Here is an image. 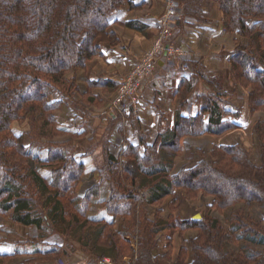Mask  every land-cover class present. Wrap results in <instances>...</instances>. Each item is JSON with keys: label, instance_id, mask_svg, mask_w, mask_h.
<instances>
[{"label": "trees", "instance_id": "trees-1", "mask_svg": "<svg viewBox=\"0 0 264 264\" xmlns=\"http://www.w3.org/2000/svg\"><path fill=\"white\" fill-rule=\"evenodd\" d=\"M174 1L185 17L196 19L201 18L208 3L218 4L224 28L247 40L233 59V74L238 84L251 86L250 111L263 114L254 128L263 164L255 167L240 145L218 146L211 151L210 161L203 159L171 176L178 153L194 159L189 152L184 154L180 141L184 135L203 134L204 117L179 118L173 132L164 139L160 137L153 145L148 143V135L142 133L139 144L129 147L124 155L109 153L112 156L106 169L107 178L111 177L117 189L126 188L127 193L120 197L115 194L107 202L106 211L112 221L87 220V223L104 224L83 248L100 259L111 257L115 264H123L130 254L128 251H132V264H264V0ZM129 3L130 0H0V213L10 215L18 223L38 227L42 237L55 231V224H65V220L68 228L75 223L86 229L87 223H73L65 217L67 211L62 197L71 191L80 203V214L86 217L90 195L95 192L94 188L88 191L90 194L77 190L85 165L76 158L73 141L69 140L63 147L47 143L49 146L42 148L41 135H49L47 127L67 132L56 128L54 112L60 103L50 102V95L57 90L58 93L76 91L74 79L68 80L67 75L84 69L104 49L115 48L120 43L112 28V17ZM102 84L115 85L101 80L92 82L90 89ZM221 102L215 100L213 107L207 106L208 111L213 110L208 123L214 126L210 133L215 135H222L232 127L225 119ZM26 120H30L27 137L13 129L15 123ZM142 148L145 155L140 152ZM67 155L69 166L51 171L50 181L33 165L34 162L50 163L58 167ZM124 156L132 162L123 160ZM122 168L127 180L124 186L118 181ZM137 182L145 191L150 187L148 201L151 205L169 200L171 216L168 220L158 218L151 223L131 211L133 200L140 196L134 187ZM58 187H64V192ZM52 188L58 190L53 192ZM123 195L130 202L125 204L130 206L122 209L119 205H123V201L119 198ZM199 195L213 196L209 211L230 210V226L209 215L202 220L172 217L186 197ZM41 196L46 197L44 205L50 209H37L36 198ZM253 206L260 209L256 214H247V209ZM119 215H124L120 223L116 220ZM161 225L165 227L158 229ZM166 229L181 232L197 229L199 232L189 239L190 249L183 235L179 236L183 243L177 255L173 246L175 232L164 234V253L156 255L154 249L161 246L156 235ZM131 235H138L137 252L128 248L127 237Z\"/></svg>", "mask_w": 264, "mask_h": 264}, {"label": "crops", "instance_id": "crops-1", "mask_svg": "<svg viewBox=\"0 0 264 264\" xmlns=\"http://www.w3.org/2000/svg\"><path fill=\"white\" fill-rule=\"evenodd\" d=\"M167 3L168 0H130L129 5L121 7L112 17V28L120 43L115 48L104 49L84 69L72 72L80 77L79 94L69 97L68 101H71L68 110L76 118L64 124L67 125L70 141L76 146V158L85 165L84 178L87 180L101 176L107 179L106 169L114 147L118 154L124 155L129 147L139 144L142 133L148 135L147 141L153 145L160 137L164 139L171 134L181 117L202 115L205 120L203 134L184 135L180 141L184 154L189 152L193 158L208 148L212 151L218 146L242 145L247 142V134L252 137L251 132L254 137L255 125L252 128L249 119L256 115L249 109V93L237 83L233 74V59L239 42L246 44L247 40L224 28L220 6L214 2L206 5L199 19L185 17L184 12L178 17L169 44L183 54L165 53L158 61L154 75L143 84L138 107L128 109L125 114L108 111L92 118L89 117L91 113L86 111L87 117L82 115L80 110L86 103L102 110L109 104L116 85L131 65L152 47L159 29L158 20ZM227 37L232 38L231 44L224 43ZM228 79L233 89L227 88ZM101 80L115 85L108 87L102 84L90 89L92 82ZM100 89L108 91L103 93ZM213 100L222 101L220 105L225 110V119L232 125L222 135L210 133L214 126L208 123V119L213 110L208 111L207 106L213 107ZM98 101L101 104L94 106L93 103ZM246 117H249L248 120ZM234 130H241L246 141L219 142L228 138ZM196 138H202V142ZM124 143L126 145L122 148ZM140 152L145 155L143 148ZM180 154L174 159L171 176L177 175L192 162L183 153ZM121 158L132 162L131 158ZM195 164L193 159L191 167ZM109 188V185L101 187V197L108 195ZM151 188L154 191L155 188ZM94 209L95 214L103 212L100 206L94 205ZM201 218L193 216L192 219ZM13 221L19 226L12 227L6 220L0 223V264H98L99 259L83 248L81 236L75 239L78 234L71 239L60 234L55 227L50 235L42 237L38 227ZM20 228L27 230L22 232Z\"/></svg>", "mask_w": 264, "mask_h": 264}, {"label": "rangeland", "instance_id": "rangeland-1", "mask_svg": "<svg viewBox=\"0 0 264 264\" xmlns=\"http://www.w3.org/2000/svg\"><path fill=\"white\" fill-rule=\"evenodd\" d=\"M159 30V29H158ZM157 35H158V32H157ZM174 35V34H173ZM156 39H157V36H156ZM156 39L152 45V47L154 46L155 42H156ZM232 38L231 37H227V39L224 41V43H232ZM245 44L242 43V42H239V47L238 49L242 48L241 46ZM152 47L145 52V54L143 55V57L138 60L137 62H134L131 67L129 68L128 70V73H126V75L124 76V78L121 80L120 83H118L116 86L117 88L113 91L110 99H109V104L105 105V109L102 110V108L100 109L99 107H96L95 108H92L91 107V104L90 103H86V105H83L84 107H82L83 109H81V113L82 115L85 116V112H89L91 113L89 117H92L94 118V116L96 114H100L101 113H108L109 112H112V113H115L114 111L116 110H110L114 101L117 99L118 97V94H119V91H120V88L122 85H126L127 82L129 81V78H130V74L132 72V69L133 67L140 63L142 61V59L145 57V55L152 49ZM181 55L183 53H173L172 55ZM164 57V55L160 56L159 60ZM91 63V62H90ZM157 66H158V63H157ZM156 66V68H157ZM80 70V69H78ZM77 71V70H76ZM156 71V69H155ZM154 71V73H155ZM72 72L74 71H71L68 75H67V78L68 80L69 79H74L75 81V85L77 86L76 88V91H72L71 93L69 91H64V92H61V93H58V90L57 91H54L52 96L50 95V102H59L60 103V106L58 107L57 110H55L54 112V115L57 117V129H61L63 132L65 130H67V125H65L64 123H67V122H72V120H75L76 117L74 116H71V112L70 109L68 110L69 108V105H70V102L69 101V97H73V96H76L79 94V82L78 80H80V77L79 75L76 73V74H72ZM153 74H150L148 76H141L140 78L141 81H140V87L138 88V92H136V95H137V101L136 102H132L130 100V98L126 95L124 96L122 99H121V102L119 103V112L118 113H127L128 109L130 110V108H134V107H138L139 103H140V95H141V91H142V88H143V84L145 82L146 79H149V77H152ZM79 78V79H78ZM227 88L229 89H233V85L230 84L229 82V79L227 80ZM248 93L250 94V92L252 91L251 90V86L249 87H244ZM133 89V86H131V91L129 93V95H131L134 91L132 90ZM102 90L103 93H106L108 90L106 89H100ZM64 94V95H63ZM66 94V95H65ZM76 94V95H75ZM77 97V96H76ZM53 100V101H52ZM101 104L99 101L98 103H93L94 106H97ZM130 104V105H128ZM81 106V105H80ZM98 108V109H97ZM84 110V111H83ZM106 110V111H105ZM103 111V112H102ZM58 112V113H57ZM255 115L256 117H251V120L249 119V122H250V126L253 128V125L256 126V124L258 123L259 119L262 118L263 114L261 111H257L255 112ZM100 115H98L97 117H99ZM87 115L84 117L86 118ZM249 117H246V119L248 120ZM29 125H30V120H26V122L24 123H15L13 125V129L14 131L18 134V135H21V134H24L26 137H27V133L30 131L29 129ZM59 126V127H58ZM254 126V128H255ZM46 130L48 131L47 134L49 135H41V137H43L42 139V142H44V144H42V148H47L49 144H54V143H57L59 144V146L61 145L62 147L66 144V142H68L70 139L68 137V134L67 132L66 133H62V132H59L57 130H55V128L53 129V127H47ZM255 131V130H253ZM46 133V132H45ZM251 135L252 137H248V134H247V142L245 143H242V146L243 149L247 152V154L249 155V158H250V161L251 163L257 167V168H260L262 166V157H261V146H260V143H259V140H258V137L254 134V137H253V133L251 132ZM196 139H200V141L202 142V138H196ZM224 139V140H223ZM222 140H220L219 142H232V141H238L239 140L241 141H244V137L242 135V131L241 130H234V133L230 134L228 138H223ZM212 140V138H210V141ZM190 141V140H189ZM204 141V140H203ZM214 141V139H213ZM246 141V140H245ZM192 142V141H191ZM30 142L28 141V139L26 138V144H29ZM210 143V142H209ZM192 144L194 145V143L192 142ZM241 144V143H240ZM126 145V143L122 144V148L123 146ZM115 149V151H114ZM44 150V149H43ZM168 151L170 149H167ZM197 150V149H196ZM195 150V153L197 152ZM210 149H206L204 151H200L198 153V156L197 158H194L195 161H196V164L201 162L203 159H207L210 161L211 157H210V153L211 151H209ZM111 152V150H110ZM114 154L116 155H119L118 152H116V147L113 148V151H112ZM182 154V152H181ZM180 154V155H181ZM203 154V155H201ZM121 155V154H120ZM119 155V156H120ZM162 155V153L160 154ZM117 156V158L119 157ZM65 161H60V164L58 167L55 166H51L50 163L48 164H36V162L33 163V165L35 167H37L38 171L40 172V174L47 179V181H50V172L53 171V170H57V169H61V167H64V166H69V155H67L65 158ZM191 160L190 158H187V160ZM193 160V159H192ZM79 161V160H78ZM120 164H118L119 168H121V159L119 160ZM193 162V161H192ZM192 162H190L189 164H187V167H191L192 165ZM156 163V162H155ZM58 165V164H57ZM56 167V168H55ZM98 169V168H97ZM176 171V169H175ZM96 172V170H95ZM118 181L120 183H122V185L124 186L125 183H126V179L125 177L123 176V168L121 169L120 173H118ZM104 176H101V178L99 179H93V178H90V179H86L84 178V174H83V177L80 179V184H79V187H78V192L81 193V194H85V192H88L90 189L94 188L95 192L92 195H90V202H89V205H88V211L86 213V217L85 216H82L80 214V212H82V210H80L81 208L79 207L80 203L77 202L74 197H73V194L71 193V191H68L66 195H64L62 197V200H63V204L66 206V211H67V215H65V217L69 220V221H83L85 223H87V220H90L94 217H100L99 219H103V221H112V216L109 215L106 211V205H107V202L110 201L113 197V195L117 197H120V195L123 193L125 195V192L127 193V190L126 188L125 189H122V186L120 187V189H117L115 187V185H113V181L111 180V177H109V179H102ZM113 182V183H112ZM105 186V185H109V192H108V195L106 197H101V187L102 186ZM136 187L135 188V191H139V197L138 199H135L133 200V203H134V206L131 208V211L133 210L134 213H137L138 215L136 217H139L140 215L142 216L143 219L147 220V221H150L151 223H154V221L156 222V220H161V221H166L170 218L171 216V208L169 209L168 206H169V200L167 199L166 201H164V203H161V204H158L156 206H153L149 203L148 199H149V196H150V192H151V189L147 188V190L145 191L144 189H142L141 187V184L140 182H137V184L134 186ZM61 192H64V187H58ZM53 192L54 191H57L58 189H54L52 188L51 189ZM93 190V191H94ZM126 190V191H125ZM142 190H144V192H142ZM33 191V190H32ZM31 192V191H30ZM177 192V191H176ZM88 194H90V192H88ZM121 196V198H119V200L123 201V205L122 203L119 205V208H122L125 206H130L128 205L130 202L127 200V198L125 196ZM213 196H205V195H199L198 197H186V199L184 200V203L181 204L180 206H178L176 208V211L175 213L173 214L172 217L174 218H182L183 219H192L193 216H196V218H201V220L204 218V216L206 215H209V218L211 219H215V218H218L220 220L223 221V224L225 226H230V221H229V214H230V210H227L226 212H220V211H217V210H211L209 211V206L210 203L213 201ZM45 200H46V197L45 196H41V197H38L36 198V201L38 202V204H36V207L37 209H44V210H48L50 209L49 206H47V208L45 207L44 203H45ZM128 204H125L127 203ZM94 205H97V206H100L101 209L103 210L102 214H95L96 212H93L95 209H94ZM260 208H256L255 206H253L252 208H248L247 209V214H249L250 212L252 214H256L255 212H257V210H259ZM158 210H161V211H158ZM158 211V212H157ZM94 213V214H93ZM122 213H125L124 210H122ZM127 213V212H126ZM140 214V215H139ZM201 215V216H200ZM227 216V218H226ZM124 218V215H119V217H117L116 220H119L118 222L120 223L121 220ZM6 220V222L8 224H10L12 227H17L19 226L18 224H16L12 217L8 214H2L0 213V223L2 221ZM67 220H65V224H55V227L58 229V231L60 232V234H63V235H67L69 238L73 239L75 235L76 238L75 239H80L82 238V241H84L83 246L85 245V243H88L91 239H94L95 236L97 235V233L99 232V230L103 227V224H100V223H92V222H88L87 225H86V229L83 230L82 227L80 226H76V224L74 223V226H72L71 228H68V224L66 222ZM259 221V220H258ZM117 222V221H116ZM117 222V224H119ZM82 223V222H81ZM67 226V227H66ZM165 226L161 225L158 227V229H162L164 228ZM262 227L264 228V210L262 209ZM22 232H24V230H27V229H24V228H20ZM73 229H76L75 232H72ZM110 229V228H109ZM138 232V231H137ZM137 232H135V234H137ZM171 232H175L174 236H173V246H174V254L177 255V253L179 252V248H180V245H182V241L181 239L179 238V236H182L184 238V242L186 243L187 247L190 249V241L189 239L196 236L199 232V230L197 229H193V231H186V232H181L180 230H171V229H166V230H162L160 232H158V234L156 235V241H160L161 243V246H159L158 248L154 249L153 252H155L156 255H161L164 253V245L166 244V238H164L165 235H169ZM165 234V235H164ZM128 239V248L129 249H132L134 252H137L138 251V248H139V239H138V235L135 237L134 236H129L127 237ZM258 248V247H257ZM260 249V248H258ZM262 249V248H261ZM130 252L129 256L126 257V259H124V262L123 264H132L133 261H132V257H131V254H132V251H128ZM108 258L111 263L115 264V262L113 261V259H111V257H106ZM99 261L102 260L100 258H98ZM105 259V258H103ZM137 259V257L135 258ZM99 261H98V264H99Z\"/></svg>", "mask_w": 264, "mask_h": 264}, {"label": "built area", "instance_id": "built-area-1", "mask_svg": "<svg viewBox=\"0 0 264 264\" xmlns=\"http://www.w3.org/2000/svg\"><path fill=\"white\" fill-rule=\"evenodd\" d=\"M182 10L178 7L174 0H168L167 8L165 12L160 16L159 30L156 42L152 49L145 55L142 61L136 64L130 74L129 81L127 84L122 85L118 94L117 99L114 101L110 110H116L119 112V103L124 96H128L132 102L137 101L136 92L140 87L141 76H148L153 74L160 56L167 53V55H172L173 53H182L179 49L172 48L169 44L173 36V25L182 15ZM131 86H133V93L129 95L131 91ZM99 264H113L108 258L99 261Z\"/></svg>", "mask_w": 264, "mask_h": 264}]
</instances>
